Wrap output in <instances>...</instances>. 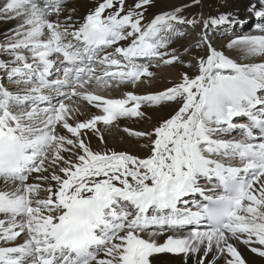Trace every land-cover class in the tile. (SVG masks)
Listing matches in <instances>:
<instances>
[{"label": "bare ground", "instance_id": "obj_1", "mask_svg": "<svg viewBox=\"0 0 264 264\" xmlns=\"http://www.w3.org/2000/svg\"><path fill=\"white\" fill-rule=\"evenodd\" d=\"M179 1L0 0V264H264V166L249 158L264 155V0L216 19L198 0L220 31L196 62L187 40L138 31ZM227 179L244 196L214 230L205 199Z\"/></svg>", "mask_w": 264, "mask_h": 264}, {"label": "rangeland", "instance_id": "obj_2", "mask_svg": "<svg viewBox=\"0 0 264 264\" xmlns=\"http://www.w3.org/2000/svg\"><path fill=\"white\" fill-rule=\"evenodd\" d=\"M139 2L151 4L153 0H139ZM179 2L184 5V8L182 7L177 11L173 10L174 12L162 15L161 18H159L154 11H144L141 13L138 31L143 32L145 29H149V27H154L153 36L155 34L156 38L168 37L170 32L176 39L180 38L181 40H187L186 42L189 45H195L196 48H201L202 54H198L197 57L187 54V56L191 58V61L196 62L197 58H200L207 49L204 44L206 34H209L210 37L215 39L218 35L217 29L220 31V28L217 26H207L204 23V13L202 12V7L204 5L199 4L198 0L194 2L180 0ZM204 2L209 13L208 17L212 19H216L219 16L223 17V11L226 9V6L229 5L227 0H204ZM156 58L157 57H154V60ZM8 68V65L4 66L1 68L0 73L5 69L8 70ZM176 98H179L178 94L172 96V99Z\"/></svg>", "mask_w": 264, "mask_h": 264}]
</instances>
